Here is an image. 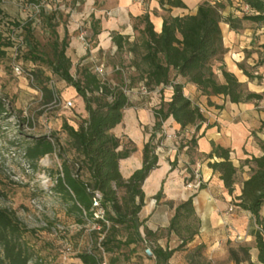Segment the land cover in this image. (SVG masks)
Masks as SVG:
<instances>
[{
	"label": "trees",
	"instance_id": "obj_1",
	"mask_svg": "<svg viewBox=\"0 0 264 264\" xmlns=\"http://www.w3.org/2000/svg\"><path fill=\"white\" fill-rule=\"evenodd\" d=\"M2 1L0 58L5 56L12 59L6 47L16 44L15 34L21 35L22 44L18 45L15 61L22 67L23 58L34 63L35 66L28 72L33 84L42 92L43 103L59 100L54 85L62 82L73 87L84 100L87 116L80 118L77 126L69 123L65 117L57 132L60 136L55 133L33 137L24 146V158L33 166L42 157L54 152L57 154L61 163L52 189L67 204L70 203L67 210L75 215L77 223L90 221L100 227L92 231L93 248L78 254L81 262L101 264L106 259L108 264H119L122 258L125 261L129 258L130 244L137 243L141 244V257H155L156 264H167L175 251L187 249L199 233L200 225L193 206V196L176 206L166 228L168 234L173 233L178 238L179 243L174 248L161 246L159 234L150 230L140 217L145 204L142 185L157 166V148L164 138V134L158 135L157 132H162L163 122L170 116L181 125V130L195 125L197 131L206 121L200 107L184 94V84L177 80L179 76L196 85L200 93L208 98L223 95L235 103L264 98V91H249L234 73L219 64L226 53L221 21L229 23L234 30L240 29L244 20L264 23V0H239L244 5L240 9L242 15L230 14L226 17L223 10L232 0L214 3L204 0L198 4L195 13L182 15L174 14L172 8H187L183 0H158L164 11L160 31L155 30L149 11L134 18L133 40L117 30L110 31L112 43L116 47L114 55H118L120 63L116 66L120 68L115 76L118 81L114 80V76L107 79L108 64L105 60H99L97 52L93 51L98 35L102 32L100 19L94 13L84 22L90 32L87 55L75 65L68 53L72 35L68 24L69 15L81 1L75 0L63 8L55 6L48 9L43 6L37 15L28 14L23 21L7 16L2 9ZM94 1L96 3L97 0ZM65 8L69 9L67 13L64 12ZM38 28L49 35L46 43L37 36ZM98 61L104 62L106 66L104 81L94 68ZM240 66L250 78L254 77L243 64ZM73 69L77 76L73 74ZM217 69H220L223 80H220ZM125 85L129 88L144 85L152 91L161 87L156 95L159 96L158 106L153 109L155 122L143 147L142 166L127 177L122 174L120 160L128 157L135 147L130 141L122 142L112 132L122 122L125 108L131 105L133 96L124 91ZM170 85L172 88H168ZM208 103L213 104L210 99ZM3 107L0 100V114L4 112ZM190 141L196 142L195 134ZM184 145L181 144L180 148ZM212 145L213 149L206 157L217 156L221 159L210 161L208 165L220 173L224 184L232 192L238 168L234 166L228 148L215 143ZM259 146L262 154L245 161L250 165V175L243 181L242 193L232 205L233 209L238 207L252 215L257 262H251L250 245H239L238 248H229L230 258L236 264L242 261L264 264V219L260 213L264 205V139L260 140ZM192 178L193 174L190 180ZM160 196L161 192H158L156 198ZM94 197L99 199L98 207L93 204ZM100 208L104 210L103 218H96L94 212ZM142 226L143 233L140 231ZM27 231L14 212L0 207V264L29 263L33 252L23 239ZM205 248L204 243L189 248L187 258L190 264H204Z\"/></svg>",
	"mask_w": 264,
	"mask_h": 264
},
{
	"label": "crops",
	"instance_id": "obj_2",
	"mask_svg": "<svg viewBox=\"0 0 264 264\" xmlns=\"http://www.w3.org/2000/svg\"><path fill=\"white\" fill-rule=\"evenodd\" d=\"M183 1L187 8L173 7L174 14L195 13L198 4L204 0ZM208 1L214 3L220 0ZM243 7L244 5L239 0H233L232 4L225 7L223 15L224 17L230 14L241 16L240 9ZM145 11H149L155 30L160 31L164 11L158 0L145 2L141 0H100L97 4L94 0H87L82 5V11H79V8L74 11L73 19L77 21L73 25H77L80 19H88L92 13L100 19L102 32L98 35L97 45L93 51L97 52L99 60L106 61V57L113 56L116 50L110 31L117 30L133 40V20ZM220 26L226 53L219 64L234 73L249 91L263 92L264 23L244 20L242 27L238 30L230 28L226 21H221ZM87 52L84 50L83 43L73 37L68 53L72 56L75 65L87 55ZM241 64L254 74L253 78L244 72ZM217 72L220 80H223L220 69H217ZM177 80L184 84V94L200 107L206 121L197 131L195 125L181 130V125L172 116L163 122L162 132H157L158 135L164 134L162 143L157 148L158 163L142 185L145 204L141 209L140 217L150 230L159 234L158 242L161 246L169 245V248H174L179 243L178 238L173 233L168 234L166 228L176 206L193 196V206L200 225L199 233L188 244L187 249L175 251L167 264H190L187 258L188 250L200 243L206 245L204 264H236L230 258L229 248H236L239 245H250L251 262H257L258 251L255 247V237L252 235L254 228L252 215L249 211L238 207L230 210V206L242 193L243 181L250 175V165L245 161L262 154L259 142L264 139V125H262L264 123V98L260 101L239 103L232 102L223 95L208 98L200 93L196 85L187 82L186 78L179 76ZM67 90L68 96L74 98L79 105L81 110L78 112L84 111L79 118L86 117L83 98L73 87L70 86ZM208 99L213 104L210 105ZM130 100L131 105L125 108L122 122L112 129V132L120 137L122 142L130 141L135 147L128 157L120 160V169L124 177L142 166L143 147L150 137V131L155 122L153 104L158 105L159 103L157 96L154 101L149 100L148 97H145V100ZM74 126H77V123ZM194 134L196 142L192 143L190 139ZM213 143L228 148L230 158L234 166L238 168L232 192L224 184L220 173L215 172L208 165L210 161L221 159L217 156L206 157L212 151ZM181 144L185 145L180 148ZM196 169H199L203 184V187L198 190L186 185ZM158 192H161V196L156 198ZM260 213L264 219V205ZM140 231L143 233V226ZM140 245L130 244L129 258L126 261L122 258L119 264H156L155 257L140 256ZM241 264L250 263L242 261Z\"/></svg>",
	"mask_w": 264,
	"mask_h": 264
},
{
	"label": "rangeland",
	"instance_id": "obj_3",
	"mask_svg": "<svg viewBox=\"0 0 264 264\" xmlns=\"http://www.w3.org/2000/svg\"><path fill=\"white\" fill-rule=\"evenodd\" d=\"M74 1L40 0L38 3L52 9L55 6H62V8L69 6ZM77 1H81V4L77 5L76 10L79 8V11H82V5L87 0ZM99 1L97 0L96 4ZM31 3L27 0H3L1 6L7 16L23 21L28 14H34ZM68 11L67 8L64 12ZM74 13V11L70 12L69 15L68 24L72 32L70 39L71 41L73 37L79 39L87 52L90 48V41L87 39L90 32L84 23L85 19H80L77 25H73L77 21L73 19ZM36 33L42 42L48 41L49 35L40 28ZM81 34L85 36L88 45L79 38ZM20 40H22L21 35L15 34L16 44L6 47L12 59L14 49ZM12 59L5 56L0 58V100L4 106V112L0 114V207L14 212L28 229L23 234V239L33 252V257L28 264H37L36 262L39 264H83L78 254L94 246L93 223L90 221L77 223L75 215L67 210L70 203L67 204L62 196L52 189V186L56 184L55 178L61 163L57 154L54 152L46 155L33 166L24 158V146L25 142L33 137L55 133L56 136H60L57 132L64 118H68L69 123L74 125L78 123L79 116L84 111L78 112L81 110L79 105L74 98L68 96L67 89L70 86L63 82L61 84L64 85L60 84L61 87L54 85L59 100L43 103L42 92L33 84L28 72L35 66L34 63L23 58L25 74L16 75L12 70ZM106 63L109 70L107 79H112L114 76V80L118 81L115 77L118 75L116 66L120 65L118 55L106 57ZM43 66L50 74L49 69ZM72 72L77 76L75 69ZM157 94L147 97L154 101ZM131 99L145 100V97L136 95ZM69 100L72 106L65 107V103ZM156 106L158 105L153 104L154 108ZM175 145L178 148V145ZM240 255H242L241 252ZM202 260L205 263V260Z\"/></svg>",
	"mask_w": 264,
	"mask_h": 264
},
{
	"label": "built area",
	"instance_id": "obj_4",
	"mask_svg": "<svg viewBox=\"0 0 264 264\" xmlns=\"http://www.w3.org/2000/svg\"><path fill=\"white\" fill-rule=\"evenodd\" d=\"M141 1H143V0H141ZM31 5H32V8L34 9L35 15H37V13H39L41 7L44 6L38 2H32ZM79 38L85 41V36L83 34H81ZM84 43L86 45H88L86 41ZM19 44H22V41H20V43H17V45L14 49L13 60H12V70L16 75H23V74H25L23 67L15 61V56L17 55ZM94 68H95V71L97 72V74L99 75V77L104 81L106 79V72H105L106 66H105L104 62L95 63ZM118 69H120V68H118ZM124 77H126V76H124ZM160 88L156 89L155 91H152L144 85H137V86H134L131 88H129L128 86L125 85L124 91L130 96L138 95L141 97H147V96H150L154 93H157L160 90ZM168 88H172L171 85L168 86ZM70 106H72V102L69 100L65 103V107H70ZM201 183H202V180L200 177L199 169H196L193 173V178L190 181H188L186 185L188 187L194 189V190H198V189H200ZM93 204L96 207L99 206V199L97 197H94ZM232 209H233V206H230V210H232ZM94 215L96 218H103L104 210L100 208L94 212ZM93 228L99 229L100 227L96 224H93ZM101 264H108V262L106 259H104Z\"/></svg>",
	"mask_w": 264,
	"mask_h": 264
},
{
	"label": "water",
	"instance_id": "obj_5",
	"mask_svg": "<svg viewBox=\"0 0 264 264\" xmlns=\"http://www.w3.org/2000/svg\"><path fill=\"white\" fill-rule=\"evenodd\" d=\"M148 253H150V251L148 250ZM151 254V253H150Z\"/></svg>",
	"mask_w": 264,
	"mask_h": 264
},
{
	"label": "bare ground",
	"instance_id": "obj_6",
	"mask_svg": "<svg viewBox=\"0 0 264 264\" xmlns=\"http://www.w3.org/2000/svg\"><path fill=\"white\" fill-rule=\"evenodd\" d=\"M150 208V207H149ZM146 214V213H145Z\"/></svg>",
	"mask_w": 264,
	"mask_h": 264
}]
</instances>
